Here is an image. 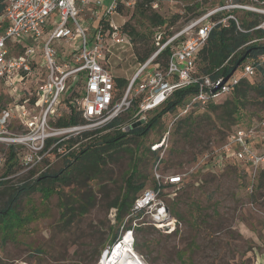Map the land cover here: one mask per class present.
Here are the masks:
<instances>
[{
	"label": "rangeland",
	"instance_id": "rangeland-1",
	"mask_svg": "<svg viewBox=\"0 0 264 264\" xmlns=\"http://www.w3.org/2000/svg\"><path fill=\"white\" fill-rule=\"evenodd\" d=\"M76 1L82 9L81 22L96 28L98 21L95 12L99 11L101 17L107 15L115 0L102 2L99 9L93 7L96 0H86L87 6L84 7L82 0ZM197 2L198 9L189 11L186 8L187 4L195 5ZM197 2L158 0L154 9L169 21L167 25L156 27L139 17L132 19V24L145 37L141 41L147 43V48L159 49L162 46V43L158 45L159 33L162 36L166 31L177 34L198 17L224 6V2L229 4L232 1ZM248 5L262 10L261 14L264 15V0ZM198 13L202 15L192 19ZM235 15L242 18L244 12L236 11ZM131 16V13L123 16L114 13L112 21L122 26ZM187 37L188 35H183L170 46L172 49L180 47ZM142 43H139V48L144 50ZM63 45L69 51L57 49L59 63L67 60L70 47L78 46L79 42L58 44L59 47ZM134 48L131 43L114 45L105 55L113 76L128 82L120 90L122 94L141 66ZM37 60L40 66L34 67V73L40 70L45 74L42 73V77L47 76L43 57L39 55ZM199 72L204 74L200 64ZM251 83L264 84V77L257 72ZM36 84L35 80L28 84L30 91L35 92ZM73 86L74 89L64 96L60 108L63 116L70 113L66 105L76 96H81L83 85ZM73 91H77L75 97ZM232 98V94L225 95L204 108L195 109V113H189L194 116L199 113L203 115L191 137L184 135L185 127L181 124L189 114L175 120L178 111L169 113L146 137L128 139L123 147L107 149L105 157L98 161V167L89 165L87 173H75L70 178L64 177L68 172V160H74L81 148L98 140L100 136L112 135L122 128L131 118L129 115L132 110L123 115V123L114 130H105L98 136L74 142L66 149H57L56 143H52L41 164L29 171H23L21 166L27 150L24 146L0 142V209L5 207L13 191L22 184H34L44 175L52 176L49 184H38L33 191L22 195L2 222L0 216V264H98L103 253L112 245L117 231L122 241L130 226L128 215L121 223L116 220V209L113 207L124 196L130 174L136 173V186L144 184L135 195L136 198L145 189L154 187L156 156L151 151V146L163 138H166L168 144L163 160L164 173L188 176L185 184L176 190V195L168 197L175 190H169L163 195L171 216L180 220L177 223L180 230L172 234L173 230L169 231L167 228L152 225L137 227L133 234L134 249L142 258L143 264H264V184L263 187L259 186L261 172L254 177L251 168L238 162H234L239 166L236 170L226 166L213 173L192 171L202 156L222 146L230 136L233 127H230V121L224 112L227 102ZM12 101L8 88L0 84V112L12 107ZM246 102L243 116L244 119L248 118L246 121L264 117L256 92L252 91ZM212 105L221 107L219 111H213ZM156 114L157 112L150 114L149 119ZM9 130L20 134L25 128L13 122ZM95 130L98 129L89 132ZM12 147L16 152L14 162L8 160ZM12 164V169L8 172ZM76 165L75 162L74 166ZM61 171L63 172L59 173ZM67 208L73 210L67 213ZM136 244L139 250L135 248Z\"/></svg>",
	"mask_w": 264,
	"mask_h": 264
},
{
	"label": "built area",
	"instance_id": "built-area-1",
	"mask_svg": "<svg viewBox=\"0 0 264 264\" xmlns=\"http://www.w3.org/2000/svg\"><path fill=\"white\" fill-rule=\"evenodd\" d=\"M104 1L96 0L94 6L99 9ZM86 4V0H82V6ZM117 6L118 0H115L107 14L110 26L104 30L102 27H88L81 22L82 9L76 0H7V7L0 18V84L8 88L13 105L0 112V142L27 149L21 162L23 171L41 164L48 140L67 142L85 132L101 129L132 110L136 99H141L138 109L120 128L122 131H127L137 122L147 124L150 114L162 109L177 92L192 89L180 106L171 112L178 111L175 120L232 94L242 81L256 76V66L246 63L219 87L227 76L215 80L199 72L198 52L218 24L228 26L229 21L233 20L238 29L243 30L238 16L232 11L262 12L246 4L231 2L198 17L183 31L172 35L147 62L141 64L126 92L119 94L105 56L114 45L129 43L122 34L121 26L112 21ZM225 12H229V15H220ZM99 14V11L95 12L96 17ZM214 16L218 18L215 20ZM50 25L52 28H49ZM47 29L50 31L47 32ZM255 29L264 30V21ZM161 34H158V45L162 40ZM185 34L188 35L187 39L172 50L166 68L155 64L161 52ZM77 40L78 49L65 62L59 63L55 43L71 44ZM16 50L18 54L13 53ZM39 55L43 57L47 69V76L43 79L40 70L34 73L33 62L37 61ZM232 59L233 56L224 66L230 65ZM259 61L264 63V55ZM31 79L37 83L35 92L30 91L28 86L33 83ZM78 81L83 85L81 96L71 100L66 109L74 106L84 121L65 127L52 126L50 120L64 117L60 111L64 96L72 85L77 86ZM24 93L27 95L24 96ZM13 122L24 126L25 131L20 134L11 132L9 128ZM167 149L166 138L151 146L156 156L154 187L145 189L135 199L127 216L130 229L125 236L131 235L133 239L135 229L142 225L175 229L176 220L171 216L163 195L169 190H175L168 195L169 198L176 195V190L185 184L188 176L164 173L163 160ZM234 162L251 168L254 177L264 170V117L236 128L222 146L202 156L192 171L213 173ZM122 241L110 246L98 264H102L104 258L111 260ZM131 243L134 245V239ZM135 259L143 264L139 255Z\"/></svg>",
	"mask_w": 264,
	"mask_h": 264
},
{
	"label": "trees",
	"instance_id": "trees-1",
	"mask_svg": "<svg viewBox=\"0 0 264 264\" xmlns=\"http://www.w3.org/2000/svg\"><path fill=\"white\" fill-rule=\"evenodd\" d=\"M158 0H118V6L116 13L119 15L129 14L131 13L132 16L130 20L126 21L121 26L122 34L124 35L125 39L135 46V55L137 57V61L139 64H144L147 59L158 50V47H150L147 48V43H142L141 40H144L145 37L140 35L137 31L136 27L132 24V19L141 18L146 19L151 25L156 27H163L169 23V21L163 17L159 12L154 9V5L157 3ZM198 0H195L197 2ZM207 1L208 0H204ZM235 4H256L263 0H231ZM128 3H131L130 6H127ZM222 5H226L225 2ZM7 7V0H0V18L3 16L5 9ZM194 7V8H193ZM186 8L189 11H193V9L199 8V2L195 5L187 4ZM236 11H232L231 13H235ZM202 15V13L196 14L195 17L192 19ZM221 16H228L229 12L221 13ZM218 16H214L213 19H217ZM240 26L243 30H239L238 26L235 21L230 20L228 26H224L222 24H218L211 32L209 40L207 43L200 49L198 52V63L200 64L202 71L211 76L213 79H218L221 76L226 77L228 76L236 67V65L240 63V67L245 65L246 63H252L256 66L257 72L261 73L264 77V63L259 61V58L264 55V30L262 29H255L264 21V15L261 13L253 12V11H245L244 16L239 18ZM110 26V17L108 15H104L100 17L98 20V27H102L104 30L108 29ZM50 30L47 29V32ZM172 35V32L166 31L162 36L161 43H165ZM139 43H142V46L145 48L144 50L140 49L141 46ZM59 43H55L56 49L58 51L63 50L62 52H68L69 49L67 46L63 45L61 47L58 46ZM58 46V47H57ZM172 47L168 46L164 49L161 54L155 59V64H159L162 69L166 68L170 56L172 55ZM14 54H18V52H13ZM72 51L68 53L69 57ZM233 56L230 65H225V62ZM244 59L243 61H241ZM66 60H62L65 62ZM37 68L40 66V63L37 61L33 62V67ZM43 72L41 71V76ZM45 75V74H44ZM44 77V76H43ZM42 77V79H43ZM128 82L125 79L115 78V86L117 92L122 95L121 91L127 86ZM77 86L80 85L78 81ZM74 86L72 85L69 91H72ZM256 92L258 94L260 111L264 112V84H254L251 83V79H246L242 81V83L235 89L232 93L233 98L232 100L228 101L226 104V111L224 112L226 118L230 121V127H233L232 132L243 125H246L254 120V118H250L249 121H246L248 118L244 119V108L248 102H246V98L252 92ZM192 92V89L182 90L174 94V96L167 102V104L160 110L156 111L157 114L150 118L147 124L141 125L140 127L130 130V131H122L118 129L115 131L114 134H106L104 136H100L98 140L88 144L86 147L81 148L78 156L74 160H68L67 165V174L66 178L73 177V174L80 173L85 174L89 171V165L91 167H98V161H101L103 157H105V153L107 149L123 147L124 144L127 143L128 139H137L146 137L151 130L159 125L160 121L165 117L167 114L175 111L182 101ZM74 97L77 95V91H73ZM140 98L136 99L134 102V106L132 112L129 116L132 117L134 112L137 111L138 105L140 103ZM35 100L32 99V103ZM70 103V102H69ZM213 111H219L220 105H212ZM1 110V109H0ZM194 113L196 112L193 111ZM192 112V113H193ZM191 113V114H192ZM189 114L188 117L184 118L181 121L182 126L185 127L184 135L186 137H191L193 135L194 127L199 126V121L203 115L196 114V116ZM123 117V116H122ZM122 117L117 118L109 125L95 130L93 132H85L82 135L72 139L71 141L67 142H59L58 139H50L46 144L47 150L52 143H56L57 149H66L71 147L74 142L81 141L82 139H88L92 136H98L102 131L105 130H114L118 128L122 123ZM130 119H128L129 121ZM83 117L80 112L76 110L74 106L71 105L70 113L65 115L62 118L50 120V124L54 127H65L71 125H77L82 123ZM231 132V133H232ZM126 140V141H125ZM16 157V152L14 151L13 147L10 149L9 153V161L14 162ZM77 163L74 166V163ZM87 162H90L87 163ZM237 163L232 165H228V167H233L236 170L238 166ZM13 164L9 167L8 172L12 169ZM74 166L73 169H71ZM63 171L59 172L62 173ZM135 172L130 174L129 178L127 179V189L124 196L121 200H117L116 203L113 204V207L116 209V220L120 223L123 222V219L126 215H129L130 210L133 206V203L136 199L135 195L144 187V184H140L136 186L135 183ZM58 175V174H57ZM261 180H260V187H263L264 184V170L261 171ZM52 176L44 175L42 178L37 180L34 184L27 182L19 186L17 189L13 191L9 200L4 208L0 209V216H2L1 222L4 220L3 218L7 217L11 209L17 204L18 199L31 191H33L36 185L40 184H49ZM63 178V177H62ZM72 211L73 209L67 208L68 211ZM171 211V210H170ZM66 213V214H67ZM5 216V217H4ZM173 219L176 220L175 229H172V234H176L179 232L180 228H178V222L180 221L178 217H174ZM180 223V222H179ZM151 225H142L141 227H146ZM153 226V225H152ZM158 227V226H156ZM160 228V227H158ZM130 229L128 226L127 230ZM169 230V231H172ZM121 240V237H118V231L115 235L112 245L116 244ZM111 245V246H112ZM135 248L139 250L138 244L135 245Z\"/></svg>",
	"mask_w": 264,
	"mask_h": 264
},
{
	"label": "bare ground",
	"instance_id": "bare-ground-1",
	"mask_svg": "<svg viewBox=\"0 0 264 264\" xmlns=\"http://www.w3.org/2000/svg\"><path fill=\"white\" fill-rule=\"evenodd\" d=\"M131 235H126L122 244L118 246L111 260L103 259L102 264H141L136 259L134 245H132ZM116 262V263H115Z\"/></svg>",
	"mask_w": 264,
	"mask_h": 264
},
{
	"label": "water",
	"instance_id": "water-1",
	"mask_svg": "<svg viewBox=\"0 0 264 264\" xmlns=\"http://www.w3.org/2000/svg\"><path fill=\"white\" fill-rule=\"evenodd\" d=\"M243 60H244V59H242L241 61H243ZM240 63H241V62H239V63L236 65V67L234 68V70L232 71V73H231L230 75H228V76L223 80V82L220 84L219 87L223 86V85L229 80V78L231 77V75H232L234 72L237 71V69L240 67ZM140 126H141V123H140V122H137V123L134 124L132 127H130L127 131H130V130L136 129V128L140 127ZM165 218H166V215H165V217H164V220H165Z\"/></svg>",
	"mask_w": 264,
	"mask_h": 264
},
{
	"label": "crops",
	"instance_id": "crops-1",
	"mask_svg": "<svg viewBox=\"0 0 264 264\" xmlns=\"http://www.w3.org/2000/svg\"><path fill=\"white\" fill-rule=\"evenodd\" d=\"M86 6H87V5H86ZM89 7H90V6H88V8H89ZM93 7L96 8L95 6H93ZM96 9H97V8H96ZM95 17H96V16H95ZM100 17H101V13L99 14V17H96V21H98ZM96 21H95V22H96ZM49 28H52V25H50ZM77 41H78V40H77ZM78 47H79V45H78V46H74V47H70V48H71V51H72V52H75V51L78 49ZM71 51H70V52H71ZM114 78H118V77L115 76Z\"/></svg>",
	"mask_w": 264,
	"mask_h": 264
}]
</instances>
